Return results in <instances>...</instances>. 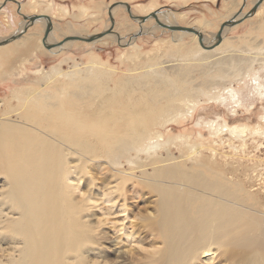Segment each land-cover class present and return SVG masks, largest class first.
<instances>
[{
  "label": "bare ground",
  "instance_id": "1",
  "mask_svg": "<svg viewBox=\"0 0 264 264\" xmlns=\"http://www.w3.org/2000/svg\"><path fill=\"white\" fill-rule=\"evenodd\" d=\"M250 4L258 5L251 18L264 15V0ZM230 6L225 22L234 24L245 13L236 15L239 3ZM26 7L32 13L23 18L43 17L23 20L15 36L0 39V85L12 80L11 99L0 98V264H264V162H243L247 137H264V109L255 127L206 113L189 132H171L205 104L247 110L252 101L264 103V57H249L242 39H226L228 24L215 47L216 34L195 29L202 44L190 48L184 38L198 35L164 28H183L182 14L122 4L109 6L111 19L121 13L115 27L80 40L127 46L118 58L128 66L121 76L99 56L83 69L28 70L43 50L58 49L46 45L60 42L54 5L31 0ZM77 10L78 18L88 16L85 7ZM68 27L69 37L87 38ZM157 28L173 43L144 50L136 35L153 39L147 32ZM257 34L264 38V29ZM234 44L227 57L201 63ZM223 136L228 152L220 151ZM135 199L150 201L151 211L137 204L134 212Z\"/></svg>",
  "mask_w": 264,
  "mask_h": 264
},
{
  "label": "rangeland",
  "instance_id": "2",
  "mask_svg": "<svg viewBox=\"0 0 264 264\" xmlns=\"http://www.w3.org/2000/svg\"><path fill=\"white\" fill-rule=\"evenodd\" d=\"M30 1L31 0H0V39L1 40L2 39L5 40L7 37H10L12 35L15 36L16 35L15 33H18L21 23L23 22V20H25L23 18V14L27 16L32 13L31 10L26 7ZM49 1L54 5L55 18H53L52 20L55 23H57L59 30L54 34V38L57 37L56 39L60 43L51 46V48H54L56 46L58 47V49L54 54H48L45 50H43L45 56H42L40 61L36 59L35 61L31 60L33 63L30 61V63L25 66L27 67L28 70L36 69L38 67H41V69L45 68L44 70H48L52 66H57V65L62 70V72L73 70V66L75 65L83 69L88 66L91 56H99L102 59V61L106 65H108V67H114V68L116 67L115 69L117 70L118 73L117 76H121L123 73H125L124 71H126L128 66L125 64H121L118 61V58L120 56V53L124 52V47L126 48L127 46H119L116 45L115 42H110L109 44H105V45L87 46L86 44L81 43L80 40H78L80 41L78 42L77 39H75V37L72 36L69 37V35L72 34H69L67 31L70 29V27H68L69 23L73 25L78 32L82 33L84 37H89L101 33L108 28L107 26H111L112 24L113 27H115L116 22L118 20H121L120 18L121 13L116 12V17L114 14L113 18L111 19L109 17L110 16L109 6L116 7V6H121L122 4L126 5V9L128 8L130 11H134V12H137L138 8L143 5L149 6L153 4L154 9L157 10V12H155L156 14H158L159 12L180 13L183 16H185V19L184 21L182 20L178 23L179 27H183V28L189 27L192 29H197L201 31L203 35L212 38L214 37L215 34L217 35L220 29L219 27H221L222 25L230 24L225 22L228 20L226 16L231 12H233L230 5L234 2L239 3V7H237L235 11L236 15L240 14L241 12H244L245 15L243 16V18H241L242 20L234 23L231 26V28L224 33L225 38L231 40L232 42H238L239 39H242L241 43L239 42V44H241L240 45L241 49L245 50L247 54H249V57H257V58L264 57V38L261 35L257 34L258 30H260L261 28L264 29V15H262V17L259 18H251V16L249 17L246 16L253 9L252 8L253 5L250 4L252 0H187V1L49 0ZM244 2L246 3L244 4ZM80 7H85L87 9L88 12L87 17L78 18L79 16H77L78 15L77 9ZM61 8L66 9L69 13L66 16H62V15L60 16L59 14H56L57 10ZM120 11L127 17L128 21L130 22L132 21L130 20V17L128 16L127 11H125V9H120ZM205 21L210 22L211 24H206ZM144 27L146 28L147 26L144 25ZM144 27L142 26L141 30L145 29ZM34 29L35 27L31 31H33ZM159 30L160 29L157 28V30L154 29L147 32L153 34L154 36L153 39H147L148 36L145 34L136 35L138 38L140 37L138 41L141 43V46L143 47L144 50L147 51L152 50L153 48H155L156 45L154 44H156L157 42L169 41V43H173L172 35L169 32H164L162 30L161 31ZM39 32L40 31H38V33ZM64 34L66 35L64 36ZM74 40L77 41L78 43L73 42V45L72 44L70 45L68 44L67 46L65 45V43ZM211 41L214 43L213 39H211ZM7 42L8 41L3 42L2 44H5ZM183 42L190 48L199 46L198 39L193 40L189 36L185 37ZM251 44H255V45L249 47V45ZM247 45L249 48L247 47ZM240 46H238V48H240ZM231 49L235 50V44L233 46H230L229 48H225V49L223 48L222 51L220 50L219 54L216 55L214 58L202 61L201 63H203L206 66L207 62L210 63L211 61L225 58L228 55L232 54L230 53ZM206 50H210V48H206ZM225 50L226 52H224ZM235 55H240V53L236 52ZM37 64L40 66H37ZM11 65L14 66L13 59L10 62V66ZM261 74H264V72H262ZM116 78L117 77H115L114 79L115 82H116ZM7 81L8 83L4 87L0 85V98L6 97L8 99H11L9 98L7 85L11 86L12 80L7 79ZM113 84L114 83L111 82L109 84L110 87H112ZM233 86L237 87L238 83L234 82ZM251 103L253 104H251L247 110L244 109V107H238L234 110H228L227 107H224L223 105L217 106L214 104H205L204 105L205 111L204 110L203 111L201 110V112L197 111L192 119L183 122L181 125H174L173 131L171 132L172 134L189 132L194 128L195 121L197 120V118H199L200 115L205 117L206 113L208 117H213V115L215 117V114L220 117L222 116L221 117L222 119L230 122L229 125L247 124V126L249 127H255L258 124V115L264 109V103L257 100L252 101ZM211 105L215 106L214 109L209 107ZM202 133L207 137V132L202 131ZM223 137H224L223 138L224 148H221L220 151L228 152L229 136L227 137L223 136ZM233 143H235V145H238V142L236 140H234ZM176 152L177 151L174 152L175 155H177L178 153ZM245 153L246 155L243 160L245 165L250 166L252 163H257L258 160H262L264 162V137H257V136L247 137ZM144 192L147 193V191ZM145 195L148 199H150V197L147 194ZM133 202H135L136 204H134ZM133 202H132L133 205L130 206V209H133V211L135 212L134 208H136V205L139 203V201L135 199ZM150 205H151L150 201H145L138 204L139 207H144V209L148 211H151ZM109 219L116 220L117 216H111L109 217ZM129 247L130 246L126 244L121 245L122 250L125 252H127ZM130 254L135 255V252H131Z\"/></svg>",
  "mask_w": 264,
  "mask_h": 264
},
{
  "label": "water",
  "instance_id": "3",
  "mask_svg": "<svg viewBox=\"0 0 264 264\" xmlns=\"http://www.w3.org/2000/svg\"><path fill=\"white\" fill-rule=\"evenodd\" d=\"M257 7H258V5H255V6L253 7L252 11H251L249 14H247L246 16H247V17L252 16V15L255 13ZM42 17H43V16H37V17L24 18V19H25V20H28V21L31 23V22H33V21H35V20H37V19L42 18ZM45 18L49 20L48 17H45ZM241 20H242V19H241ZM239 21H240V20H239ZM228 25H229V26H232L233 23H232V24L230 23V24H228ZM225 26H226V25H222V26L220 27V29H219V31H218V33H217V36H216V38H217L216 41H217V42H216V44H215L213 47H215V46L219 45V43H221V33H222V30H223V28H224ZM164 28L169 29V30H183V31H187V32H190V33L196 34V35H198V41H199V44H200V45L202 44V36H201V35H200L195 29H192V28H169V27H164ZM50 31H51V25H48V26L46 27L45 32H44V36H45V37L48 36V34L50 33ZM102 36H103V34H99V35H94V37H87V38H84V39L75 38V39H77V40H81V41H86V42H92L93 40H96V39H98V38H101ZM44 42H45V38L42 39V44H44ZM51 46H52V45H49V46L46 45V49H48V50L52 49ZM210 49H211V48H210Z\"/></svg>",
  "mask_w": 264,
  "mask_h": 264
}]
</instances>
